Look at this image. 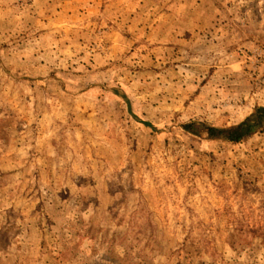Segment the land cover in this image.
<instances>
[{
	"label": "rangeland",
	"instance_id": "obj_1",
	"mask_svg": "<svg viewBox=\"0 0 264 264\" xmlns=\"http://www.w3.org/2000/svg\"><path fill=\"white\" fill-rule=\"evenodd\" d=\"M259 105L264 0H0V264H264Z\"/></svg>",
	"mask_w": 264,
	"mask_h": 264
},
{
	"label": "trees",
	"instance_id": "obj_2",
	"mask_svg": "<svg viewBox=\"0 0 264 264\" xmlns=\"http://www.w3.org/2000/svg\"><path fill=\"white\" fill-rule=\"evenodd\" d=\"M145 123L152 125L149 122ZM182 128L186 133L206 140L237 142L245 137H251L258 132L264 131V105L257 106L253 113L237 124L215 126L194 120L183 123Z\"/></svg>",
	"mask_w": 264,
	"mask_h": 264
}]
</instances>
